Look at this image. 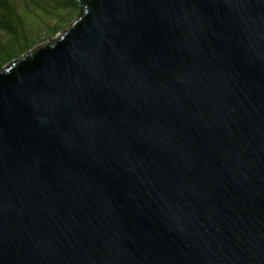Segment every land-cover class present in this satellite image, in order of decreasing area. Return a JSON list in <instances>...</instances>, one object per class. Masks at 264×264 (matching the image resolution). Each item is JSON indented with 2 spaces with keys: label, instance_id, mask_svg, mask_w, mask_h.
<instances>
[{
  "label": "water",
  "instance_id": "1",
  "mask_svg": "<svg viewBox=\"0 0 264 264\" xmlns=\"http://www.w3.org/2000/svg\"><path fill=\"white\" fill-rule=\"evenodd\" d=\"M0 68V264H264V0H83Z\"/></svg>",
  "mask_w": 264,
  "mask_h": 264
},
{
  "label": "trees",
  "instance_id": "2",
  "mask_svg": "<svg viewBox=\"0 0 264 264\" xmlns=\"http://www.w3.org/2000/svg\"><path fill=\"white\" fill-rule=\"evenodd\" d=\"M40 1L44 3L40 4ZM32 3L36 8L40 6V10L44 11L49 18H52L51 15L58 17L53 26L50 25V27H52L51 32L54 35L63 29L60 27V24L67 20L72 12L77 13L78 16L83 7V0H35V2L33 1ZM54 10L55 13H53ZM62 11H66L67 15L61 14ZM72 21H70L69 24L72 23ZM19 23L23 26V20L11 1L0 0V30L5 31L10 36L7 44H0V68H4L6 65L10 64V62L16 60L19 57V53H22V55L26 54L36 47V45L34 47L26 46L25 48L22 47L21 51H19V42L22 37L26 38L25 33H27V31L25 32L19 29Z\"/></svg>",
  "mask_w": 264,
  "mask_h": 264
},
{
  "label": "rangeland",
  "instance_id": "3",
  "mask_svg": "<svg viewBox=\"0 0 264 264\" xmlns=\"http://www.w3.org/2000/svg\"><path fill=\"white\" fill-rule=\"evenodd\" d=\"M10 1L14 5L16 10L20 14V17L23 20V26H21V24L19 23V29H22L25 32L27 31V33H25L26 38L22 37L21 41L19 42V51H21L22 47L23 48H25L26 46L34 47L36 45V47L34 48H37V46L41 45L42 43H48V42L51 43L55 39L62 36L63 33L66 30H68L72 26V24L77 20V18L82 14V11L79 13L78 16H77V13L72 12L69 18L63 21L62 24H60V27L63 29H61L60 32L54 35L51 32L52 27H50V25L53 26V24L57 21L58 17L51 15L52 18H49L45 14L44 11L40 10L41 8L40 6H38V4L37 6L39 9L36 8V6L32 3L33 1L35 2V0H10ZM43 3H44L43 1H40V4H43ZM53 13H55V10L53 11ZM61 14L67 15V12L62 11ZM70 18H73V19H70ZM70 21H72V23L69 24ZM9 37L10 36L5 31L0 30V44L1 45L7 44ZM32 50L28 52H31ZM24 55L25 54L22 55V53H19L18 58H21Z\"/></svg>",
  "mask_w": 264,
  "mask_h": 264
}]
</instances>
